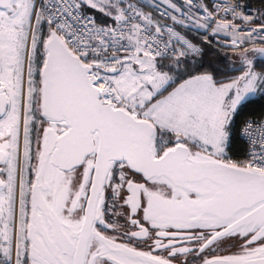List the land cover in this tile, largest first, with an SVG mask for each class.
Wrapping results in <instances>:
<instances>
[{
  "label": "snow or ice",
  "instance_id": "6c2138e0",
  "mask_svg": "<svg viewBox=\"0 0 264 264\" xmlns=\"http://www.w3.org/2000/svg\"><path fill=\"white\" fill-rule=\"evenodd\" d=\"M0 264H264V0H0Z\"/></svg>",
  "mask_w": 264,
  "mask_h": 264
},
{
  "label": "trees",
  "instance_id": "16d2710c",
  "mask_svg": "<svg viewBox=\"0 0 264 264\" xmlns=\"http://www.w3.org/2000/svg\"><path fill=\"white\" fill-rule=\"evenodd\" d=\"M251 4H256L257 0H249Z\"/></svg>",
  "mask_w": 264,
  "mask_h": 264
},
{
  "label": "built area",
  "instance_id": "2783aa9c",
  "mask_svg": "<svg viewBox=\"0 0 264 264\" xmlns=\"http://www.w3.org/2000/svg\"><path fill=\"white\" fill-rule=\"evenodd\" d=\"M253 5H255V4H253Z\"/></svg>",
  "mask_w": 264,
  "mask_h": 264
}]
</instances>
